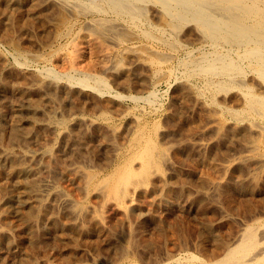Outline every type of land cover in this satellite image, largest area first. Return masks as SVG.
Listing matches in <instances>:
<instances>
[{
	"label": "rangeland",
	"instance_id": "374dc122",
	"mask_svg": "<svg viewBox=\"0 0 264 264\" xmlns=\"http://www.w3.org/2000/svg\"><path fill=\"white\" fill-rule=\"evenodd\" d=\"M38 1L40 0H20L18 5L16 4L19 6L18 9L15 5L13 7L9 4H0V19L3 18L0 20V102L2 101L0 103V201H8L3 207L1 205L0 210L7 211L11 221L9 224L10 226L14 224L15 227L12 228L14 230L11 238L6 240L8 243L0 241V264H158V262L163 264L165 260L168 264L174 261L182 264H210L207 257L211 250H217L218 247L220 249L226 241L231 242L236 237V232L238 231V234L240 228L252 221L260 227L258 229L261 239L264 235V112L262 109H258V113L251 110L246 98L249 95L248 91L250 95L264 94V75L259 73L257 66L249 62L248 58L246 60L243 56L232 54L239 64H243L240 72L244 73L233 75L234 83L231 88L229 87L230 89L226 88L228 92L223 89L225 92L220 90L217 93L218 89L209 84L208 76L205 77L203 74L198 76L197 73L188 71L187 64L191 60L194 58L196 60V57L199 59L205 53L215 50V47L210 45L211 42L205 41L201 32L195 30L193 25L186 26L180 32L172 30L163 24L162 19L155 13L157 9L150 5L153 9L148 6L146 14L155 26L141 22L137 28L135 25L124 24L123 21L113 20L112 16V20L109 21L116 25V31L110 30V25H106L107 21L105 27L103 24L102 28L105 30L107 28L106 32L113 34L115 31L114 35L121 37V44L115 42L111 36L99 34L100 30L91 23L94 18L92 14L64 15L58 11L60 7L56 1L48 2L49 5H54L53 7L46 4L47 6L42 8L39 7ZM8 14L12 19H9ZM157 20L160 23L156 22ZM140 28L145 30L148 28L151 34L146 35L147 32L144 33L145 30ZM175 33H178V36ZM99 36L102 37L98 38ZM107 39L110 41H106ZM103 48L105 51L110 48L114 53L107 62L105 58L103 59ZM216 49L225 51L228 47L219 45ZM164 53L168 54L167 57ZM35 54L40 55L41 58ZM72 60H75L77 72L70 70V67L74 66ZM105 62L108 69L101 70ZM50 70L58 75L52 74ZM87 72L103 76L107 86L97 87L91 80L89 87L80 84L78 80ZM221 77L225 80L228 76L213 75L210 79L217 82L218 79H222ZM215 82L214 84H217ZM258 86H261V89ZM241 89L242 92H246H244L246 97L244 93H240ZM53 116L57 120H54ZM217 117H219L218 121ZM212 119H214L213 124L210 122ZM259 129L261 132L257 131ZM15 133L17 135L14 136ZM260 133L262 137H259ZM147 143H153L150 147L157 152L155 160L158 163L154 161L150 169L144 171L142 165L146 153L144 147ZM23 150H36L38 154L33 158L35 161L24 160L26 163L32 162L30 164L32 171L27 173L25 184L36 186L42 180L50 178L61 189L66 188L65 191L77 202L75 206L78 210L75 206L72 208L62 206L56 199L58 196H55L44 204L43 214H46L41 223L44 225L34 223L31 224L32 229L28 226L24 231L25 221L28 219L27 215L22 214L25 212L28 214L27 211L34 213L35 207L24 205L22 200H19V196L24 195L22 194L24 188L21 186L23 189L21 187L18 189L14 186V179L9 177L16 163L24 162L19 158ZM129 166L132 168L128 169ZM75 167L85 168L83 170H86L87 176L73 180V175L69 171L72 172ZM116 168L118 171L114 181L119 180L125 172H130L132 169L130 175L133 176H129L128 182L120 186L121 189L126 186L122 189L123 193L121 189L120 193H111V190L106 188L108 185L105 184L98 186L104 190L103 192H100L98 187L95 188L96 185L93 186V182L99 183V180ZM88 171L91 173L89 174ZM88 174L93 178L86 184L84 182H88L85 180L88 179ZM79 180H83L81 182L84 184H80ZM5 190H10V197L9 192ZM133 193L136 203L133 201L132 204L135 205H133L135 210L132 209L133 206L130 207L128 198ZM128 204L132 211L128 208ZM78 205L82 209H79ZM87 205L89 209L85 208ZM74 208L81 214H76ZM99 215L102 216L101 219L103 218L101 223L95 220ZM66 216L68 217L65 218ZM33 233L38 239H33ZM231 235L235 237L231 238ZM263 240H260L259 247L264 246ZM191 256L194 258L189 259L192 258ZM145 260L147 261L144 262Z\"/></svg>",
	"mask_w": 264,
	"mask_h": 264
},
{
	"label": "bare ground",
	"instance_id": "6f19581e",
	"mask_svg": "<svg viewBox=\"0 0 264 264\" xmlns=\"http://www.w3.org/2000/svg\"><path fill=\"white\" fill-rule=\"evenodd\" d=\"M24 1V0H23ZM51 1V0H40L38 1L39 2V7L42 8V7H46L48 4V2ZM56 1L58 4H59V7H60V11L62 14L66 15L68 13H70L71 15H80V14H92L94 16V18L92 19V25H94L97 29L100 30L99 34L100 35H107V36H111L112 39L118 43H120L121 41V37L114 35L115 31V28H116V25H114L111 21L109 20H112L111 19V16L113 17V20H118L119 21H123L124 24H127V25H135L137 26L139 23H144L146 25H149V26H155V24L150 21L151 19L147 16L148 14H146V11L148 8V6H154L157 10L156 15H158L162 21H163V24L165 26H168L170 27L172 30H177L178 32H180L181 29L184 30V28L186 26H189L190 24L194 26L195 30L197 29L199 32H201L203 38L205 41H208V42H211L210 45L214 46L215 47V50L211 51L210 53L203 55L202 57L198 56L199 59H197L196 57V60L194 58V60H191L189 63L187 61V67H188V71L189 73H197L196 75L198 74H203L206 76H208V81H209V84H212L211 86L217 88V93L220 92V90H223V89H226L227 87L229 88L230 86H233V83H234V78H233V75L235 74H241L242 72L241 71V65L243 64H239L232 56V54H235V55H238V56H243L246 58H248L249 62H252L253 64H255L257 66V70L259 71L260 74L264 75V0H54ZM20 0H0V4H9L11 6L15 5L17 7ZM30 3V2H29ZM36 3V2H35ZM51 3V2H50ZM17 4V5H16ZM35 5V4H34ZM3 6V5H2ZM29 6V5H28ZM48 6H54V5H49ZM150 6V7H151ZM14 7V6H13ZM8 8V7H7ZM6 8V9H7ZM152 8V7H151ZM4 9V10H6ZM10 9V8H9ZM12 9V8H11ZM10 9V10H11ZM18 9V8H17ZM153 9V8H152ZM3 11V10H1ZM9 11V10H8ZM45 11V10H44ZM53 11V10H52ZM16 12V11H15ZM150 12V11H148ZM154 12V11H153ZM3 12H1L2 14ZM6 13V11H5ZM9 13V12H8ZM14 13V12H13ZM12 13V14H13ZM42 13V12H41ZM11 14V15H12ZM4 15V14H3ZM9 15V14H8ZM39 15V14H38ZM43 15V14H42ZM63 15V16H64ZM91 15V16H92ZM148 17H146V16ZM155 16V15H154ZM47 17V15H46ZM144 17V18H143ZM157 17V16H156ZM1 18V17H0ZM5 18V17H4ZM12 19V16L9 15V19ZM14 18V16H13ZM35 18V17H34ZM42 18V17H41ZM69 18V17H67ZM72 18V17H71ZM73 18H75V16H73ZM143 18V19H142ZM159 18V19H160ZM3 19V18H2ZM0 19V20H2ZM63 19V18H62ZM66 19V18H65ZM70 19V18H69ZM91 19V18H90ZM149 19V20H148ZM154 19V18H153ZM158 19V18H157ZM43 20V19H42ZM67 20V19H66ZM12 21V20H11ZM14 21V20H13ZM12 21V22H13ZM108 22L106 23V25H110V30H115L113 34H110L108 32H106L105 29H103V24H104V27H105V22ZM6 22V21H5ZM8 22V21H7ZM16 22V21H15ZM20 22V21H19ZM30 22V21H29ZM38 22V20H37ZM67 21H65L66 23ZM74 22V21H73ZM114 22V21H113ZM156 22H159L158 20ZM21 23V22H20ZM63 23H64V20H63ZM87 23V22H86ZM89 23V22H88ZM160 23V22H159ZM13 24V23H12ZM16 24V23H15ZM52 24V23H51ZM143 24V26H145ZM6 25V24H5ZM11 25V24H10ZM73 25V23H72ZM120 25V24H119ZM7 26H9V24H7ZM5 26V27H7ZM13 26V25H11ZM20 26V25H19ZM27 26V25H26ZM158 26V25H157ZM162 26V25H161ZM14 27V26H13ZM88 27V26H87ZM94 27V28H95ZM108 27V26H106ZM119 27V26H118ZM130 27V26H129ZM141 27V26H140ZM164 27V26H162ZM20 28V27H19ZM72 28V27H71ZM93 28V27H92ZM91 28V29H92ZM95 28V29H96ZM138 28V26H137ZM151 28V27H150ZM192 28V29H194ZM11 29V28H10ZM21 29V28H20ZM19 29V30H20ZM24 29V28H23ZM22 29V30H23ZM84 29V28H83ZM89 29V28H87ZM124 28H122L123 30ZM141 29V28H140ZM156 29V27H155ZM141 30H145L144 29H141ZM159 30V28H158ZM164 30V29H163ZM127 31V30H126ZM72 32V31H71ZM93 32V31H92ZM144 32V31H143ZM147 32V33H146ZM171 32V31H170ZM174 32V31H173ZM185 32V31H184ZM69 33V32H68ZM95 33V32H94ZM119 33V32H118ZM124 33V32H123ZM128 33V31H127ZM146 35L148 34H151L150 31L148 30V28H146L145 32ZM78 34V33H77ZM76 34V35H77ZM109 34V35H108ZM176 34V33H175ZM98 35V34H97ZM144 35V34H143ZM171 35V34H170ZM174 35V33H173ZM178 36V33L176 34ZM176 36V38H177ZM4 37V35H3ZM97 37V36H96ZM102 37V36H101ZM100 36L98 38H101ZM131 37V36H130ZM94 38V37H93ZM97 38V39H98ZM104 38V37H103ZM105 38H107L105 36ZM104 38V39H105ZM159 38V37H158ZM163 38V37H162ZM103 39V40H104ZM129 39H132V38H129ZM135 39V37L133 38ZM3 40V39H2ZM14 40H16L14 38ZM13 40V42H15ZM102 40V41H103ZM179 40V39H178ZM200 40V39H199ZM5 41V40H4ZM19 41V39H18ZM108 41V39L106 40ZM110 41V40H109ZM108 41V42H109ZM126 41V40H125ZM128 41V40H127ZM164 41V40H163ZM167 42V40H165ZM8 42V41H7ZM11 42V44L13 43ZM72 42V41H71ZM101 42V41H100ZM155 42V41H154ZM170 42V41H169ZM187 42V41H186ZM4 43V42H3ZM22 43V42H21ZM104 43V42H103ZM168 43V42H167ZM171 43V42H170ZM1 44V43H0ZM19 44V43H18ZM111 44V43H110ZM122 44V42H121ZM127 44V43H126ZM133 44V43H132ZM137 44V43H136ZM165 44V43H163ZM172 44V43H171ZM182 44V43H181ZM186 44V43H185ZM209 44V43H208ZM16 45V44H15ZM101 45V44H100ZM106 45V44H105ZM107 45L109 46V43H107ZM115 45V44H114ZM117 45V43H116ZM219 45H222L224 46H227L228 49H226L225 51H219L216 49L217 46ZM63 46V45H62ZM69 46V44H68ZM127 46V45H126ZM134 46V45H132ZM172 46H175L172 44ZM16 47V46H15ZM18 47V46H17ZM26 47V46H25ZM103 47V46H102ZM116 47V46H115ZM135 47V46H134ZM27 48V47H26ZM138 47H136L137 49ZM141 48H143L141 46ZM29 49V48H28ZM108 49V47H107ZM123 49V48H122ZM129 49V48H128ZM134 49V48H133ZM144 49H147L144 47ZM208 49V48H207ZM62 50V49H61ZM135 50V49H134ZM78 51V50H77ZM77 51H74V52H77ZM103 59L105 58V61L107 62L108 60H110L112 58V55H114L113 53V50H104L103 48ZM102 51V52H103ZM130 51V50H129ZM9 52V51H8ZM26 52V51H25ZM70 52H72V50H70ZM101 52V51H100ZM138 52V51H137ZM156 52V51H155ZM11 53V52H10ZM23 53V52H22ZM69 53V52H67ZM129 53V52H128ZM131 53V52H130ZM136 53V52H135ZM142 53V52H141ZM162 53V52H161ZM167 53V52H166ZM186 53V52H185ZM30 55V53H28ZM72 54V53H71ZM160 54V53H159ZM165 54V53H164ZM189 54V53H188ZM13 55V54H12ZM11 55V56H12ZM34 55V54H33ZM139 55V54H138ZM157 55V54H156ZM166 55V54H165ZM168 55V54H167ZM166 55V57H167ZM35 56H40V55H36ZM42 56V55H41ZM102 56V55H101ZM116 56V55H115ZM155 56V55H154ZM172 56V55H171ZM237 56V58H239ZM6 57V56H5ZM14 57V56H13ZM12 57V58H13ZM125 57V56H124ZM158 57V56H157ZM27 58V57H26ZM41 58V57H39ZM38 58V60H40ZM74 58V57H72ZM114 58V56H113ZM122 59V57H120ZM129 58V57H128ZM242 58V57H241ZM44 59V57H43ZM148 59V58H147ZM158 59H160L158 57ZM183 59V58H182ZM240 59V58H239ZM116 60V59H115ZM247 60V59H246ZM4 61V60H3ZM23 61V60H22ZM43 61V60H42ZM54 61V60H53ZM73 61V60H72ZM75 61V60H74ZM73 61V64L75 63ZM113 61V60H112ZM122 61V60H121ZM20 62V61H19ZM103 62V61H102ZM103 64L102 65V69L101 70H107L108 69V65L106 64ZM118 62V61H117ZM141 62V61H140ZM153 62V61H152ZM160 62V61H159ZM166 62V61H165ZM186 62V61H185ZM243 62V61H242ZM36 63V62H35ZM146 63V62H145ZM251 63V64H252ZM24 63H22L23 65ZM27 64V63H26ZM31 64V62H30ZM139 64V63H138ZM154 64V63H153ZM245 64V63H244ZM19 65V64H18ZM17 65V66H18ZM21 65V64H20ZM39 65V64H38ZM69 65L70 62H69ZM68 65V66H69ZM246 65V64H245ZM250 65V63H249ZM20 67V66H19ZM36 67V66H35ZM64 67V66H63ZM70 67V66H69ZM68 67V68H69ZM77 66L74 64V66H71L70 67V70L71 71H78ZM136 67V66H135ZM67 68V69H68ZM115 68V67H114ZM125 68H128V67H125ZM124 68V69H125ZM138 68V67H137ZM150 68V67H149ZM249 68V67H248ZM37 69V68H36ZM91 70V68H89ZM134 69V68H133ZM141 69V68H140ZM40 70V69H39ZM43 70V69H42ZM57 70V69H56ZM127 70V69H126ZM131 70V69H130ZM129 70V71H130ZM142 70V69H141ZM158 70V69H156ZM256 70V69H255ZM256 70V72H257ZM52 71V70H50ZM49 71V72H50ZM70 71V72H71ZM95 71V70H94ZM132 71V70H131ZM252 71H254V69H252ZM2 72V71H1ZM53 72V71H52ZM58 72V71H57ZM96 72V71H95ZM133 72V71H132ZM145 72V71H144ZM156 72V71H155ZM183 72V71H182ZM240 72V73H239ZM79 73V72H78ZM82 73V72H81ZM143 73V71H142ZM170 73V72H169ZM244 73V72H243ZM242 73V74H243ZM249 73V72H248ZM37 74V73H36ZM47 74V73H46ZM54 74V72L52 73ZM65 74V73H64ZM187 74V73H186ZM192 74V75H194ZM256 74V73H255ZM259 74V75H260ZM54 75H58L57 73L54 74ZM69 75V74H68ZM67 75V76H68ZM138 75V74H137ZM184 75V74H183ZM182 75V76H183ZM190 75V74H189ZM213 75H225V76H228L227 79H223V81L219 80L215 83L217 84H214L213 80L210 79L211 76ZM247 75V74H246ZM49 76V75H47ZM51 76V75H50ZM66 76V74H65ZM73 76V75H72ZM191 76V75H190ZM199 76V75H198ZM243 76V75H242ZM257 76V75H256ZM55 77V76H54ZM71 77V76H70ZM107 77V76H106ZM46 78V77H45ZM53 78V77H52ZM56 78V77H55ZM59 78V77H57ZM66 78V77H65ZM188 78V77H187ZM219 78V77H218ZM226 78V77H225ZM236 78V76H235ZM244 78V76H243ZM260 78V76H259ZM262 78V77H261ZM2 79V78H1ZM8 79V78H6ZM129 79V78H128ZM263 79V78H262ZM40 80V79H39ZM70 80V79H69ZM90 80L91 81H94V84H96L97 87H106L107 86V82L105 80V78L99 74H95V73H85L84 76L82 78H80L78 81L80 84H82L83 86H87L89 87V83H90ZM264 80V79H263ZM41 81V80H40ZM237 81V79H236ZM235 81V82H236ZM156 82V81H155ZM38 83V82H37ZM44 83V82H43ZM42 83V84H43ZM58 83V82H57ZM208 83V82H207ZM244 83V81H243ZM260 83V82H258ZM23 84V82H22ZM59 84V83H58ZM69 84V83H68ZM67 84V85H68ZM110 84V83H109ZM207 85V84H206ZM25 86V83L24 85ZM81 86V85H80ZM236 86V85H235ZM1 87V86H0ZM92 87V86H91ZM202 87V86H201ZM245 87V86H244ZM249 87V85H248ZM246 86V89L248 88ZM259 87V86H258ZM261 87V86H260ZM259 87V89H261ZM18 88V87H17ZM30 88V87H29ZM35 88V87H34ZM94 88V87H93ZM112 88V86H111ZM190 88V87H189ZM200 88V87H199ZM231 88V87H230ZM229 88V89H230ZM254 88V87H253ZM263 88V87H262ZM16 89V88H15ZM26 89V88H25ZM37 89V88H36ZM42 89V87H41ZM29 90V89H27ZM40 90V89H39ZM47 90V89H46ZM250 90V89H249ZM258 90V88H257ZM3 91V90H2ZM16 91V90H15ZM100 91V90H99ZM103 91V90H102ZM225 92V90H223ZM227 91V89H226ZM229 91V90H228ZM227 91V92H228ZM21 92V91H20ZM39 93V91H37ZM222 92V91H221ZM242 92V89L240 91V93ZM245 92V91H244ZM242 92V93H244ZM249 92V91H248ZM248 97L245 96V93H244V97H246L248 99V106L249 108H251V110L253 109V111L255 110L256 113H258V109H262L264 112V94H262L263 96H258V95H254L251 93H248ZM252 92V91H251ZM260 92V91H259ZM1 93V92H0ZM3 93V92H2ZM34 93V92H33ZM58 93V92H57ZM149 93V92H148ZM190 93V92H189ZM256 93V92H255ZM264 93V92H263ZM45 94V93H44ZM55 94V93H54ZM77 94V93H76ZM100 94V93H99ZM115 94V93H114ZM112 94V95H114ZM8 95V94H7ZM136 95V94H135ZM153 95V93H152ZM124 96V95H122ZM139 96V95H138ZM146 96H148L146 94ZM150 96V95H149ZM201 96V95H200ZM242 96V95H241ZM10 97V96H9ZM21 97V96H20ZM27 97V96H26ZM32 97V96H31ZM40 97V96H39ZM42 97V96H41ZM117 97V96H116ZM137 97V96H136ZM197 97V96H196ZM199 97V96H198ZM54 98V97H53ZM64 98V97H62ZM70 98V97H69ZM75 98V96H74ZM78 98V97H77ZM80 98V97H79ZM213 98V97H211ZM4 99V97H3ZM6 99V98H5ZM72 99V98H71ZM81 99V98H80ZM83 99V98H82ZM206 99V98H205ZM43 100V99H42ZM41 100V101H42ZM89 100V99H88ZM87 100V101H88ZM78 101V100H77ZM2 102V101H1ZM0 102V103H1ZM35 102V101H34ZM62 102V101H61ZM70 102V101H69ZM11 103V102H10ZM38 103V102H37ZM50 103V102H49ZM81 103V102H80ZM19 104V103H18ZM67 104V103H66ZM69 104V103H68ZM67 104V105H68ZM71 104V103H70ZM78 104V103H77ZM100 104V103H99ZM104 104V103H103ZM48 105V104H47ZM58 105V104H56ZM92 105V104H91ZM243 106V104H242ZM247 106V107H248ZM7 107V106H6ZM5 107V108H6ZM9 107V106H8ZM7 107V108H8ZM19 107V106H18ZM17 107V108H18ZM58 107V106H57ZM62 107H64V105H62ZM68 107V106H67ZM71 107V106H70ZM69 107V108H70ZM227 107V106H226ZM235 107V106H234ZM246 107V105H245ZM6 108V109H7ZM56 108V107H55ZM59 108V107H58ZM66 108V106L64 107ZM82 108V107H81ZM22 109V108H21ZM47 109V107H46ZM52 109V108H51ZM67 109V108H66ZM91 109V108H90ZM243 109V108H242ZM241 111H244L242 110ZM246 109V108H245ZM9 110V109H8ZM110 111V110H109ZM230 111V110H229ZM228 111V112H229ZM236 111V109L234 110ZM249 111V110H248ZM14 112V111H13ZM21 112V111H20ZM48 112V111H47ZM50 112V111H49ZM107 112V111H106ZM239 113V111H237ZM3 113V112H2ZM19 113V112H18ZM17 113V114H18ZM40 113V112H39ZM105 113V112H103ZM102 113V114H103ZM108 113V112H107ZM233 113V112H232ZM231 113V114H232ZM242 113V112H240ZM259 113H261V111H259ZM28 114V113H27ZM81 114V113H80ZM264 114V113H263ZM262 114V115H263ZM7 115V114H6ZM101 115V114H100ZM31 116V115H30ZM65 116V115H64ZM33 117V116H32ZM36 117V116H35ZM44 117V116H42ZM54 117V116H53ZM234 117V116H233ZM15 118V117H14ZM40 118V117H39ZM38 118V119H39ZM213 118V115L212 117ZM217 121L219 120V117H217ZM225 118V117H224ZM237 118V116H236ZM240 118V117H239ZM238 118V119H239ZM19 119V118H18ZM43 119V118H42ZM54 120H57V118L55 119V117L53 118ZM71 119V118H70ZM108 119V118H107ZM105 120V119H104ZM181 120V119H180ZM213 120L212 119L210 122L213 124ZM216 120V118H215ZM225 120V119H224ZM185 121V120H184ZM50 122V121H49ZM54 122V121H53ZM59 122V121H58ZM1 123V122H0ZM7 123V122H6ZM47 123V122H46ZM67 123V122H66ZM209 123V122H208ZM220 123H222V121L220 120ZM236 123V122H235ZM252 123V122H251ZM56 124H60V123H57ZM149 124V123H148ZM5 125V124H4ZM80 125V124H79ZM234 125V124H233ZM242 125V124H241ZM6 126V125H5ZM20 126V125H19ZM18 126V128L20 129V127ZM24 126V125H23ZM31 126V124H30ZM247 126V125H245ZM1 127V126H0ZM22 127V126H21ZM32 127V126H31ZM45 127V126H44ZM222 128V127H221ZM220 128V129H221ZM235 128V127H233ZM250 128V127H249ZM248 128V129H249ZM12 129V128H11ZM16 129V128H15ZM14 129V130H15ZM17 129V130H19ZM56 129V128H55ZM65 129V128H64ZM15 130V131H17ZM33 130V129H32ZM13 131V130H12ZM11 131V132H12ZM20 131V130H19ZM25 131V130H24ZM23 131V132H24ZM29 131V130H28ZM78 131V130H76ZM142 131V130H141ZM243 131V130H242ZM257 131H260L261 132V129L257 130ZM40 132V131H39ZM60 132V131H59ZM68 132V131H67ZM228 132V131H227ZM10 133V132H8ZM6 133V134H8ZM13 133V132H12ZM20 133V132H19ZM18 133V135L20 136V134ZM36 133V132H35ZM38 133V132H37ZM36 133V134H37ZM43 133V132H42ZM65 133V132H64ZM74 133V132H73ZM26 134V133H25ZM34 134V133H33ZM32 134V135H33ZM139 134V133H138ZM144 134V133H143ZM146 134V133H145ZM225 134V133H224ZM232 134V133H231ZM262 133H260L259 137H262L261 136ZM264 134V133H263ZM10 135V134H9ZM17 135L16 133L14 134V136ZM23 135V134H22ZM61 135V134H60ZM142 135V134H141ZM140 135V136H141ZM11 136V135H10ZM69 136V135H68ZM74 136V135H73ZM139 136V135H138ZM254 136V135H253ZM12 137V136H11ZM21 137V136H20ZM256 137V136H255ZM10 138V137H9ZM14 138V137H13ZM12 138V139H13ZM24 138V136H23ZM131 138V137H130ZM137 138V137H136ZM135 138V139H136ZM254 138V137H253ZM7 139V138H6ZM142 139V137H141ZM146 140V138H144ZM188 139V138H187ZM186 139V140H187ZM242 139V138H241ZM256 139H258V137H256ZM255 139V140H256ZM4 140V139H3ZM14 140V139H13ZM79 140V138L77 139ZM144 140V142H145ZM261 140V139H259ZM258 140V141H259ZM264 140V138H263ZM11 141V140H10ZM22 141V140H21ZM76 141V140H74ZM83 141V140H81ZM199 141V140H198ZM7 142V140H6ZM151 142V141H150ZM257 142V141H256ZM31 143V142H30ZM66 143V142H65ZM122 143V142H121ZM138 143V142H137ZM161 143V142H160ZM185 143V142H184ZM196 143H199L196 141ZM10 144V143H9ZM153 144V143H151ZM149 143H147V146H145L144 148L146 149V152L145 153V159H144V162L142 164V166L144 167V171H148L151 167V165L154 163L155 158H156V153L152 147H150ZM155 144V142H154ZM254 144V143H253ZM256 144V143H255ZM3 145V144H2ZM22 145V144H21ZM20 145V147H21ZM29 145V144H28ZM81 145V144H80ZM121 145V144H120ZM143 145V143H142ZM200 145V144H199ZM250 145V144H249ZM257 145V144H256ZM16 146V145H15ZM141 146V145H140ZM156 146V145H154ZM178 146V145H177ZM261 146V145H260ZM23 147V146H22ZM118 147V146H117ZM138 147V146H137ZM158 147V146H157ZM199 147V146H198ZM257 147V146H256ZM25 148V147H23ZM142 148V147H140ZM201 148V147H200ZM253 148V147H252ZM252 148H250L252 150ZM143 149V148H142ZM255 149V148H253ZM9 150V149H7ZM38 150V149H37ZM140 150V149H139ZM158 150V148H157ZM156 150V151H157ZM162 150V148H161ZM260 150V149H259ZM43 151V150H42ZM136 151V149H135ZM38 152V151H37ZM47 152V151H46ZM49 152V151H48ZM140 152V151H139ZM143 152V150H142ZM12 153V152H11ZM85 153V152H84ZM255 153V152H253ZM36 150L35 151H29V150H23L21 152V157L19 158H22L21 160H26V159H33L34 157H36ZM46 154V153H45ZM141 153H139L140 155ZM164 154V153H163ZM12 155V154H11ZM15 155V154H14ZM135 155V154H134ZM138 155V154H137ZM136 155V156H137ZM159 155V154H158ZM157 155V156H158ZM165 155V154H164ZM211 155V154H210ZM49 156V155H48ZM121 156V155H120ZM129 155H127L128 157ZM143 156V154H142ZM167 156V155H166ZM164 156V157H166ZM262 156V155H261ZM264 156V155H263ZM39 157V156H38ZM55 157V156H54ZM58 157V156H57ZM56 157V158H57ZM144 157V156H143ZM259 157V156H258ZM5 158V157H4ZM130 158V157H129ZM139 158V156H138ZM168 158V157H167ZM204 158V157H203ZM50 159V158H49ZM125 159V158H124ZM163 159V157H162ZM165 159V158H164ZM202 159V158H201ZM261 159V158H260ZM15 160V159H14ZM34 160V159H33ZM51 160V159H50ZM59 160V159H58ZM126 160V159H125ZM129 160V159H128ZM132 160V159H131ZM262 160V159H261ZM10 161V160H9ZM35 161V160H34ZM260 162V161H259ZM32 163V162H31ZM31 163H26L25 161L24 162H18V164L16 163V165L13 167V171H11V175L9 176L10 178H13L14 179V186H16L18 189L23 186L24 188V192L22 194V196H19V200L24 203V205H28L29 206H34L35 207V210L34 213L32 212H28V214H22V215H27V219L25 222L28 223L26 224L25 223V227L26 229L24 228V231L27 230L28 226L32 229L33 227H31V224H34L36 223V225L39 223V225H44V224H41L42 221H43V218L45 217L44 215L46 214H43V207L45 206V202L48 200V199H52L53 197H57V201L58 203H60L62 206H66V207H74L76 205V201L71 198L69 196V193H67L64 189H61L53 180H51L50 178H46L44 180H42V182L36 186H34V184H30L28 183V185H26L25 181L27 180V173L31 172L32 171V167H31ZM111 163V162H110ZM125 163V162H124ZM134 163V162H133ZM156 163H158L156 161ZM264 163V162H263ZM160 164V163H159ZM2 165V163H1ZM49 165V164H48ZM121 165V164H120ZM141 165V164H140ZM139 165V166H140ZM264 165V164H263ZM11 166V165H10ZM8 166V167H10ZM35 166V165H34ZM33 166V167H34ZM126 167V165H124ZM128 166V164H127ZM133 166V164H132ZM161 166V165H160ZM74 167V166H73ZM123 167V166H121ZM131 166L128 167V169L130 168ZM138 167V166H136ZM159 167V166H158ZM213 167V166H212ZM132 168V167H131ZM210 168V167H209ZM226 168V167H225ZM229 168V167H228ZM36 169V168H35ZM50 169V168H49ZM85 169V168H83ZM83 169L80 168H73V171H69L70 174L73 175V180L74 179H77L78 177H82L84 175L87 176V172H85ZM122 169V168H121ZM127 169V170H128ZM141 169V168H140ZM259 169V168H258ZM264 169V168H263ZM6 170V169H5ZM120 170V169H119ZM124 170V168H123ZM121 170V171H123ZM142 170V169H141ZM160 170H161V167H160ZM51 171V170H50ZM117 171L118 169L116 168L115 170H113L111 173H109L108 175H103L105 178H103L102 180H99L100 182L98 183L97 181V184L96 182L92 183L93 186L96 185L95 188H97L100 184H105L106 186L108 185V189L111 190V193H120V186L121 184L123 183L125 185V182L127 181L128 178H130L129 176H133L130 175L132 173V169L130 172H125L123 174V176H121V178L119 180H115L114 181V178L117 176ZM126 171V170H125ZM158 171V170H157ZM68 172V171H67ZM89 172V171H88ZM137 172V171H136ZM151 172V171H150ZM154 172V171H153ZM91 172H89L90 174ZM122 173V172H121ZM120 173V175H121ZM139 173V172H138ZM146 173V172H144ZM2 174V173H1ZM8 174V173H7ZM65 174V173H64ZM88 174V179H85L86 181L88 180V182H84V183H89L90 181H92V178L93 176L92 175H89ZM93 174H95L93 172ZM141 174V173H140ZM150 174V173H149ZM166 174V173H165ZM256 174V173H255ZM96 175V174H95ZM148 175V174H147ZM1 176V175H0ZM154 176V175H153ZM163 176V175H162ZM169 176V175H168ZM5 177V176H4ZM99 177V176H98ZM120 177V176H119ZM117 177V178H119ZM135 177V176H134ZM132 177V178H134ZM138 177V176H136ZM7 178V177H6ZM72 178V177H71ZM96 178V177H95ZM101 178V177H100ZM146 178V177H145ZM70 179V178H68ZM138 179V178H137ZM152 179V178H151ZM170 179V178H169ZM196 179V178H195ZM5 180V179H3ZM31 180V179H30ZM136 180V179H135ZM153 180V179H152ZM157 180V179H156ZM188 180V179H187ZM205 180V179H204ZM80 182L83 180H79ZM78 181V182H79ZM146 181V180H145ZM144 181V182H145ZM210 181V180H209ZM11 182V181H10ZM32 182V181H31ZM72 182V181H71ZM80 183V184H84V183ZM128 182V181H127ZM131 182V180L129 181ZM143 182V181H142ZM143 182V183H144ZM147 182V181H146ZM152 182V181H150ZM157 182V181H156ZM208 182V180H207ZM8 183V182H7ZM33 183V182H32ZM35 183V182H34ZM77 183V182H76ZM135 183H138V182H135ZM164 183V182H163ZM163 183H159V184H163ZM231 183V182H230ZM10 184V183H9ZM30 184V185H29ZM74 184V183H73ZM78 184V183H77ZM152 184V183H151ZM180 184V183H179ZM182 184V183H181ZM199 184V183H198ZM1 185V184H0ZM13 185V184H12ZM79 185V184H78ZM138 185V184H137ZM149 185V184H148ZM154 185V184H152ZM185 185V184H184ZM5 188H6V185L4 184ZM92 186V185H91ZM90 186V187H91ZM103 186V185H102ZM101 186V187H102ZM139 186H142V185H139ZM145 186H146V183H145ZM163 186V185H162ZM201 186V185H200ZM10 187V185H9ZM12 187V186H11ZM84 187V186H83ZM126 187V186H125ZM124 187V188H125ZM13 188V187H12ZM21 187V189H23ZM94 188V191L96 190ZM105 188V187H104ZM105 188V189H106ZM122 188V189H124ZM141 188V187H140ZM147 188V187H146ZM150 188V187H149ZM204 188V186H203ZM16 189V188H15ZM82 189V188H80ZM98 189L100 190V192L104 191L102 188H99ZM122 189H121V192H122ZM131 189V188H130ZM134 189V188H133ZM152 189V188H151ZM1 190V189H0ZM11 190H14V189H11ZM88 190V189H87ZM92 190V189H91ZM137 190V189H136ZM139 190V189H138ZM146 190V189H144ZM5 191H10V190H5ZM18 191V190H17ZM113 191V192H112ZM126 192V189L124 190ZM1 192V191H0ZM88 192V191H87ZM91 192V191H90ZM108 192V191H107ZM106 192V193H107ZM110 192V191H109ZM134 192V191H133ZM137 192V191H136ZM159 192V191H158ZM7 193V192H6ZM96 193V192H95ZM105 193V192H104ZM123 193V192H122ZM9 194V197L11 196L10 195V192L8 193ZM6 194V195H8ZM16 194V193H15ZM110 194V193H109ZM136 194V193H135ZM106 195V194H104ZM123 195V194H122ZM88 196V195H87ZM101 196V195H100ZM125 196V195H124ZM128 196V195H127ZM126 196V197H127ZM162 196V195H161ZM5 197V196H4ZM86 197V196H85ZM102 197V196H101ZM115 197V196H114ZM120 197V196H118ZM117 197V199H118ZM123 197V196H122ZM8 198V197H7ZM78 198V197H77ZM113 198V197H111ZM116 198V197H115ZM129 204H131L130 207H132L134 204L132 203H136V201H134V193L133 194H130L129 195ZM136 198V197H135ZM200 198V197H198ZM203 198V197H202ZM5 199V198H4ZM79 199V198H78ZM137 199V198H136ZM204 199V198H203ZM8 200V199H7ZM108 200V199H107ZM105 200V201H107ZM231 200V199H230ZM11 201V200H10ZM19 201V202H20ZM117 201V200H116ZM123 201V200H122ZM134 201V202H133ZM52 202V201H51ZM54 202H55V198H54ZM108 202V201H107ZM2 203V204H1ZM8 201H0V208H2L5 204H7ZM23 203H20V204H23ZM56 203V202H55ZM125 204V202H123ZM127 203V201H126ZM138 203V202H137ZM106 204V202H105ZM129 204H128V208H129ZM141 204V203H140ZM2 205V207H1ZM54 205V204H53ZM58 205V204H57ZM84 205V204H82ZM107 205V204H106ZM115 205V204H114ZM126 205V204H125ZM124 205V207H125ZM137 205V204H136ZM238 205V204H237ZM8 206V205H7ZM10 206V205H9ZM79 206V205H78ZM116 206V205H115ZM121 206V205H120ZM135 206V205H134ZM134 206L132 207V209H134ZM76 209H77V206H75ZM105 207V206H104ZM13 208L15 209V207L13 206ZM21 208V207H20ZM33 208V207H32ZM81 207L79 206V209ZM84 208V207H83ZM85 208H88V205L85 207ZM118 208V207H117ZM126 208V207H125ZM127 208V209H128ZM6 209V208H5ZM18 209V208H17ZM75 208V213L76 214H81L79 211H77ZM82 209V208H81ZM89 209V208H88ZM112 209V208H111ZM126 209V210H127ZM130 209V208H129ZM128 209V210H129ZM21 210V209H20ZM60 210V209H59ZM65 210V209H64ZM110 210V209H109ZM124 210V209H123ZM131 210V209H130ZM129 210V211H130ZM135 210V209H134ZM50 211V210H49ZM97 211V210H96ZM100 211V210H99ZM103 211V210H102ZM125 211V210H124ZM132 211V210H131ZM137 211V210H136ZM51 212V211H50ZM53 212V211H52ZM51 212V213H52ZM60 212V211H59ZM65 212V211H64ZM16 213V212H15ZM61 213V212H60ZM74 213V212H73ZM72 213V214H73ZM105 213V212H104ZM110 213V211H109ZM136 213V212H135ZM258 213V212H257ZM21 214V213H19ZM54 214V213H53ZM56 214V213H55ZM94 214V213H93ZM92 214V215H93ZM50 215V214H49ZM69 215V214H68ZM75 215V214H74ZM112 215V214H111ZM115 215V214H114ZM256 215V214H255ZM262 215V214H261ZM21 216V215H20ZM55 216V215H54ZM95 216V215H94ZM93 216V217H94ZM101 215L99 216H96L95 217V220L96 222L98 223H101L102 222V219L100 217ZM253 216V215H252ZM259 216V215H258ZM258 216H255V217H258ZM68 216H66L65 218H67ZM80 217V216H79ZM84 217V216H83ZM14 218V217H13ZM18 218V217H17ZM25 218V217H23ZM63 218V217H62ZM90 218V217H89ZM104 218H106L104 216ZM252 218V217H251ZM56 219V216L55 218ZM54 219H51V220H54ZM59 219V218H58ZM74 219L78 220L77 218L74 217ZM73 219V220H74ZM87 219V217L85 218ZM107 219V218H106ZM110 219V218H109ZM255 220V218H253ZM259 220L261 218H258ZM12 220V219H11ZM72 220V219H71ZM105 220V219H104ZM257 220V219H256ZM9 221H10V218H9V215L7 214V211L6 210H3L2 211L0 210V241H6L7 239H10L11 237V234H12V228H15L14 227V224H12V226H10L9 224ZM22 221V220H21ZM57 221V220H55ZM61 221V220H60ZM62 221H64L62 219ZM91 221V220H90ZM93 221V220H92ZM213 221V220H212ZM11 222V221H10ZM13 222V221H12ZM82 222V221H81ZM247 222V221H246ZM258 222V221H257ZM262 222V221H261ZM8 223V224H7ZM23 223V222H22ZM22 223H18V224H22ZM64 223H66V221H64ZM75 223V221H74ZM77 223V222H76ZM245 223V222H244ZM248 223V222H247ZM83 224V222H82ZM86 224V223H85ZM84 224V225H85ZM91 224V223H90ZM207 224V222H206ZM212 224V223H211ZM263 224V223H262ZM17 225V224H16ZM35 225V226H36ZM65 225V224H64ZM63 225V226H64ZM78 225V224H77ZM83 225V226H84ZM103 225V224H102ZM114 225V224H113ZM244 225V224H243ZM20 226V225H19ZM23 226V227H24ZM79 226V225H78ZM258 225L256 224L255 221H252L251 223H248L245 227L241 226L242 228H240V231L239 233L237 234L236 232V237L234 235H231V238L232 236H234L235 238L232 239L231 242H227L226 243H223L222 246H220L221 248L219 249V247L217 248V250H211V253L208 255L207 257V260L210 264H264V246H260L259 247V243L261 242L260 240L261 239H264L262 235V238L259 239V229L260 227H257ZM261 226V225H260ZM18 227V226H17ZM62 227V226H61ZM90 227V226H89ZM102 227V226H101ZM211 227V226H210ZM264 227V226H263ZM261 227V228H263ZM208 228V227H207ZM22 229V228H21ZM31 229H28L31 230ZM36 229V228H35ZM34 229V230H35ZM101 229V228H100ZM33 230V232H34ZM74 230V228H73ZM22 231V230H21ZM39 231V230H38ZM43 231L45 232V227L43 226ZM41 231V232H43ZM85 231V230H84ZM88 231V229H87ZM108 231V229H107ZM110 231V230H109ZM264 231V230H263ZM32 232V231H31ZM43 232V233H44ZM64 233V231H62ZM106 232V231H105ZM29 233V232H28ZM36 233V231H35ZM35 233H33V239L34 238H37L35 237ZM40 233V231H39ZM65 233H69V231H65ZM71 233V232H70ZM75 233V232H74ZM215 233V232H213ZM233 233V232H232ZM32 233H30L31 235ZM38 234V233H37ZM80 234V233H79ZM107 234V233H106ZM17 235V234H16ZM28 235V234H27ZM39 235V234H38ZM98 235V233H97ZM108 235V234H107ZM23 236V235H20V237ZM42 236V235H41ZM62 236V235H61ZM78 236V235H77ZM104 236V235H103ZM25 237V236H24ZM74 237V236H73ZM83 237V236H82ZM115 237V236H114ZM207 237V236H206ZM216 237V236H215ZM261 237V236H260ZM32 238V237H31ZM30 238V239H31ZM54 238V237H53ZM79 238V237H77ZM111 238V237H110ZM217 238V237H216ZM38 239V238H37ZM80 239V238H79ZM83 239V238H82ZM127 239V238H126ZM61 240V239H60ZM91 240V239H90ZM119 240V239H118ZM219 240V239H218ZM221 240V239H220ZM10 241V240H9ZM23 241V240H22ZM56 241V240H54ZM7 242V241H6ZM45 242V240H44ZM48 242V241H47ZM129 242H132V241H129ZM264 242V240H263ZM8 243V242H7ZM60 244V243H59ZM220 244V243H219ZM226 244V245H225ZM3 245V244H2ZM7 245V244H6ZM39 245V244H38ZM51 245V244H50ZM49 245V246H50ZM68 245V244H67ZM73 245V244H72ZM76 245V244H75ZM263 245V244H262ZM26 246V245H24ZM47 246V245H46ZM1 247V246H0ZM34 247V246H33ZM48 247V246H47ZM55 247V246H54ZM76 247V246H75ZM80 247V246H79ZM124 247V246H123ZM126 247V246H125ZM25 248V247H24ZM27 248V247H26ZM64 248V247H63ZM96 248V247H95ZM12 249V248H11ZM38 251H39V248H37ZM51 249V247H50ZM61 249V248H60ZM73 249V248H72ZM183 249V248H182ZM208 249V248H207ZM34 250V249H33ZM49 250V249H48ZM206 250V249H205ZM70 251V250H68ZM124 251V250H123ZM126 251V250H125ZM48 253V252H47ZM128 253V252H127ZM139 253V252H138ZM121 254V253H120ZM194 254V253H193ZM6 255V254H5ZM47 255V254H46ZM50 255V254H49ZM73 255V254H72ZM123 255V254H122ZM191 255V254H189ZM199 255V254H198ZM171 256V255H170ZM173 256V255H172ZM38 257V256H37ZM128 257V256H126ZM192 257V256H191ZM206 257V256H205ZM204 257V258H205ZM13 258V257H12ZM29 258V257H27ZM34 258V257H32ZM68 258V257H67ZM69 258H72V257H69ZM122 258V257H121ZM172 257H170L171 259ZM194 256L192 258L189 257V259H193ZM45 259V258H44ZM50 259V258H49ZM64 259V258H63ZM124 259V258H123ZM126 259V258H125ZM155 259V257H154ZM169 259V260H170ZM202 259V258H201ZM1 260V259H0ZM20 260V259H19ZM23 260V259H22ZM67 260V259H66ZM79 260V259H78ZM77 260V261H78ZM120 260V259H119ZM118 260V261H119ZM197 260H199L197 258ZM69 261V260H68ZM67 261V262H68ZM80 261V260H79ZM82 261V260H81ZM85 261V260H84ZM100 261V260H99ZM147 260H145L144 262H146ZM160 261V260H159ZM163 261V260H162ZM161 261V262H162ZM166 261V260H165ZM164 261L163 264H168ZM172 261V260H171ZM181 261V260H180ZM186 261V259H185ZM26 262V261H25ZM28 262V261H27ZM72 262V261H71ZM83 262V261H82ZM81 262V263H82ZM95 262V261H94ZM127 262V261H126ZM158 262V261H157ZM182 262V261H181ZM200 262V261H199ZM4 263V262H3ZM24 263V262H23ZM30 263V261L28 262ZM70 263V262H68ZM192 263V262H191ZM203 263V262H202ZM9 264V263H8ZM79 264V263H78ZM97 264V263H96ZM113 264V263H112ZM125 264V263H124ZM154 264V263H153ZM156 264V263H155ZM159 264V262H158ZM171 264H182L180 263L179 261H174V262H171ZM186 264V263H185ZM190 264V263H189ZM195 264V263H194Z\"/></svg>",
	"mask_w": 264,
	"mask_h": 264
}]
</instances>
